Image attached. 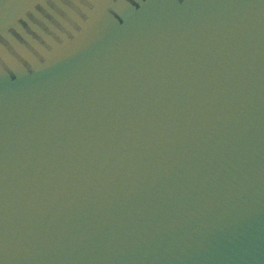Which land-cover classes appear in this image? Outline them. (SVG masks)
Returning <instances> with one entry per match:
<instances>
[{
	"label": "water",
	"instance_id": "1",
	"mask_svg": "<svg viewBox=\"0 0 264 264\" xmlns=\"http://www.w3.org/2000/svg\"><path fill=\"white\" fill-rule=\"evenodd\" d=\"M0 264H264V0H0Z\"/></svg>",
	"mask_w": 264,
	"mask_h": 264
}]
</instances>
